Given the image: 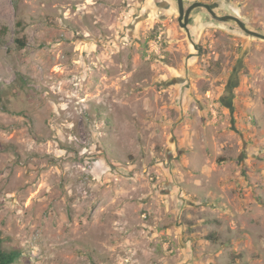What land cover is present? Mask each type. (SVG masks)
Instances as JSON below:
<instances>
[{
    "label": "rangeland",
    "instance_id": "rangeland-1",
    "mask_svg": "<svg viewBox=\"0 0 264 264\" xmlns=\"http://www.w3.org/2000/svg\"><path fill=\"white\" fill-rule=\"evenodd\" d=\"M197 1L264 34V0ZM0 232L15 264H264V39L177 0H0Z\"/></svg>",
    "mask_w": 264,
    "mask_h": 264
},
{
    "label": "water",
    "instance_id": "water-1",
    "mask_svg": "<svg viewBox=\"0 0 264 264\" xmlns=\"http://www.w3.org/2000/svg\"><path fill=\"white\" fill-rule=\"evenodd\" d=\"M177 1H178V9H179V22H180L181 26H183V27H187L191 11L198 6H203V7L207 8V10L212 14V16L214 18L222 20V21L235 20L240 25V27L243 30H245L246 32H248L249 34L264 39V34L257 32L255 30L249 29L246 26V24L238 16L232 15V14L218 15L214 10V5H212V4L197 1V2H194L189 7L186 8L184 0H177ZM183 20H184V22H183Z\"/></svg>",
    "mask_w": 264,
    "mask_h": 264
},
{
    "label": "trees",
    "instance_id": "trees-1",
    "mask_svg": "<svg viewBox=\"0 0 264 264\" xmlns=\"http://www.w3.org/2000/svg\"><path fill=\"white\" fill-rule=\"evenodd\" d=\"M21 45L24 46L25 43H21ZM22 255V251L18 248L10 249L4 247L0 237V264H15L21 259Z\"/></svg>",
    "mask_w": 264,
    "mask_h": 264
},
{
    "label": "crops",
    "instance_id": "crops-1",
    "mask_svg": "<svg viewBox=\"0 0 264 264\" xmlns=\"http://www.w3.org/2000/svg\"><path fill=\"white\" fill-rule=\"evenodd\" d=\"M184 192H185L184 189L180 188V194Z\"/></svg>",
    "mask_w": 264,
    "mask_h": 264
},
{
    "label": "flooded vegetation",
    "instance_id": "flooded-vegetation-1",
    "mask_svg": "<svg viewBox=\"0 0 264 264\" xmlns=\"http://www.w3.org/2000/svg\"><path fill=\"white\" fill-rule=\"evenodd\" d=\"M212 5H214V8H216V6H217L216 4H212ZM214 10H215V9H214ZM189 18H190V16H189ZM183 22H184V20H183ZM188 24H189V22H188Z\"/></svg>",
    "mask_w": 264,
    "mask_h": 264
}]
</instances>
